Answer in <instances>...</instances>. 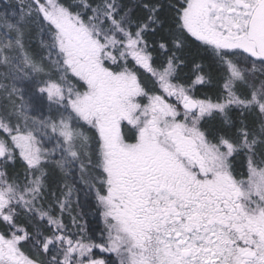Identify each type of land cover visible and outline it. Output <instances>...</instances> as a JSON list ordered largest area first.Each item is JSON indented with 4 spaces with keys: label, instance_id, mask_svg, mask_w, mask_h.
Returning <instances> with one entry per match:
<instances>
[{
    "label": "snow or ice",
    "instance_id": "obj_1",
    "mask_svg": "<svg viewBox=\"0 0 264 264\" xmlns=\"http://www.w3.org/2000/svg\"><path fill=\"white\" fill-rule=\"evenodd\" d=\"M0 264H264V0L7 3Z\"/></svg>",
    "mask_w": 264,
    "mask_h": 264
},
{
    "label": "trees",
    "instance_id": "obj_2",
    "mask_svg": "<svg viewBox=\"0 0 264 264\" xmlns=\"http://www.w3.org/2000/svg\"><path fill=\"white\" fill-rule=\"evenodd\" d=\"M123 2L125 4L131 5L133 3V0H123ZM163 2L167 4V0H163ZM7 3L20 5L21 0H0V11L5 10V5ZM166 14L167 12H165V15ZM30 46L35 52L39 53L43 51L40 48V41L39 37L36 35V30H33ZM191 55L193 57L206 56V53H204L203 51L197 52L195 49H193ZM204 92H206L210 96L214 94V91L209 89H202L200 90V92H198V94H202ZM46 111L47 109L45 110V112ZM73 187L74 191L71 197L72 203L70 205V215L68 212L64 214V223L72 233L78 234L79 228L83 227L88 236L92 237L93 239H98L101 232L104 230L105 225L100 209L98 208L97 202L95 200V195L80 182H76ZM60 188H63V184L60 185ZM52 190L56 191L57 195H59V191L55 188V186ZM72 217L76 218V225H73ZM94 252L96 253L97 257H109V254L100 253L98 249L94 250ZM111 258L115 259L114 254H111Z\"/></svg>",
    "mask_w": 264,
    "mask_h": 264
},
{
    "label": "rangeland",
    "instance_id": "obj_3",
    "mask_svg": "<svg viewBox=\"0 0 264 264\" xmlns=\"http://www.w3.org/2000/svg\"><path fill=\"white\" fill-rule=\"evenodd\" d=\"M45 103H46V102H45ZM42 110L45 112V110H46V107H45V108H43Z\"/></svg>",
    "mask_w": 264,
    "mask_h": 264
}]
</instances>
